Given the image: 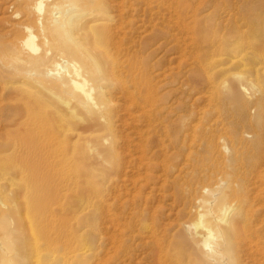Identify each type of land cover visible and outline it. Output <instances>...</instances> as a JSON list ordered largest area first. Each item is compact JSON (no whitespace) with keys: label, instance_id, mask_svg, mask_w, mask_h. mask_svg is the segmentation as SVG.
<instances>
[{"label":"bare ground","instance_id":"1","mask_svg":"<svg viewBox=\"0 0 264 264\" xmlns=\"http://www.w3.org/2000/svg\"><path fill=\"white\" fill-rule=\"evenodd\" d=\"M166 1L168 0H17L15 2V13L23 17L25 33L20 34L17 29H13L11 40L6 43L0 42V118L3 119L5 126H14V137H17V140L40 145L34 144L35 148L30 150L31 153L27 156L15 155L17 152L15 148L12 149L13 151L10 149L0 151V234H2L0 264H135L134 259L139 258L135 256L136 247L126 238L130 234L134 235L131 231L137 228L133 230L130 228V231L127 228L129 222L122 221L123 218H113V215H117L115 208L112 213L107 203L109 200L102 195L103 193L96 192L98 189L94 190V186L87 189L88 197L82 202L80 195L83 192L75 179L64 175L61 159L58 156H51L41 142L79 140L84 139L87 133L109 134L118 110V105L115 110L116 98L113 95L118 96V102L121 101L122 106L127 104L129 109L134 108L140 114L138 117H148L147 121L151 119L157 101L155 97L157 76L156 83L153 82L156 78L154 75L157 73L158 61L155 59L156 68L153 70L148 60V49L154 47L151 51H157L158 33H162L159 32L162 7L167 11L172 10V3L167 4ZM259 3L262 10L259 15L261 17L249 22L250 30L256 35L253 39L257 46H260V39L264 40V0H259ZM168 22L167 26L172 29L170 21ZM34 25L38 28L37 33L33 31ZM217 26L215 29H218ZM201 43L203 44L201 49L204 51L200 57L206 62L211 56L216 55H212L210 49L217 44L214 40L205 39H202ZM216 48L214 49L219 51L217 46ZM238 52L229 57V64H239L248 56L246 53L237 54ZM254 73L258 75V72ZM229 78L230 88L233 90L237 87L242 90L255 89L259 92V100L264 101V83L258 84L248 79L243 71L231 72ZM28 84H33L34 91L24 88L30 86ZM235 99L244 112L249 99L241 95L236 96ZM81 124L83 126L75 127ZM146 125L150 128L143 130L144 132L139 131V128L138 132L141 133L135 130V134H140V140L148 139V133L157 131V126L147 123ZM74 129L76 132L71 133ZM7 131L6 129V133ZM12 134L7 133L2 136ZM156 135L158 134L154 137ZM229 135L232 136L231 132ZM172 136L164 135L162 139H167L175 149ZM188 137L184 138L189 140L191 137L189 139ZM153 139L151 138V141L155 140ZM160 144L158 146L163 155L166 146L164 148ZM234 145L231 149L233 148L235 152V158L227 173L226 187L222 188L221 185L216 191L206 189L210 199L202 200L204 205L197 210L193 219L183 220L182 217L181 220L179 219L182 222L177 220L180 227L177 236L169 237L165 231L164 235H168L169 239L164 243L160 231L161 241L156 235L158 233L155 227L149 226L148 223V225L144 224L143 228L148 230L152 239H149L150 242H144L146 251L142 259L147 264H241L245 256L250 264H264V185L261 187L264 182V129H253V141L250 145L244 144L241 140L237 141L236 146ZM169 147L168 150L172 148ZM149 148L151 149V146ZM187 148L189 149V147L181 149L185 151ZM252 150L255 152L249 156L248 153ZM92 151L93 149L90 148V152ZM216 151H219V148ZM115 153L118 154L117 151ZM161 156L159 158H162ZM215 158L217 160V157ZM223 159L225 158L221 160ZM200 164L202 166L201 162ZM212 175L211 173L210 177ZM184 179L186 181V178ZM179 185L176 186L175 183L174 189L178 191L174 193L180 198L182 186ZM93 191L96 192L95 195H92ZM229 195L233 199L232 202L226 199ZM198 199L195 201L196 204L201 202V199ZM87 205L93 208L92 214L84 210L87 209L85 207ZM183 208L185 211L186 206ZM83 211L86 213L84 214ZM122 213L123 211L120 210L119 214ZM126 215L129 216L125 213ZM185 215L189 214L182 212V216ZM134 219L136 218L133 216V219L129 220ZM103 222L112 226L113 230H118V233L112 230L110 233L106 230L108 227L103 228L101 226ZM133 224L131 222V225ZM126 228L131 232L130 234H125ZM138 232L140 233V229ZM148 235L146 234L147 238H150ZM195 237L199 238L194 240ZM189 241L193 242L200 251L201 263L196 262L194 255L181 256L184 246ZM136 243L138 245V242ZM172 243L180 248L173 247ZM136 264L140 263L136 262Z\"/></svg>","mask_w":264,"mask_h":264},{"label":"rangeland","instance_id":"2","mask_svg":"<svg viewBox=\"0 0 264 264\" xmlns=\"http://www.w3.org/2000/svg\"><path fill=\"white\" fill-rule=\"evenodd\" d=\"M16 1L17 0H0V42L6 43L10 41L13 29H17L20 34L25 33L23 17L15 13ZM169 2L172 3V10L167 11V9L163 7L161 10L159 32L161 31L164 34L158 33L157 51H151L154 47L148 49V60L153 70L156 68L154 64L155 59L158 61L156 68L157 73H154V77L157 76L158 79L157 77L154 78L153 82V84L156 83L155 81L157 79L158 83L155 85V87H157L155 88V97L157 101L153 107L154 113L151 119L147 121L148 117H138L140 114H138L134 108L129 109L127 104L126 106H122L121 104L123 103L121 101L118 102V96L113 95V97L116 98V101H114L116 103L115 110L117 107L118 110H116L117 115L113 120L114 126H112V130L109 134L99 132L92 135L87 133L84 139L79 140H63V142L62 140L60 142L45 140L41 142V145L48 149V153H51V156H58V158L61 159L64 175L71 179H75L79 185V189L83 192V194L80 195L82 197V202L88 197L87 189L94 186V190L98 189L96 192L100 194L103 193L102 195H105L107 200H109L107 203L110 205L112 213H114L115 208L117 215H113V218L119 217L123 218L122 221L129 222L127 227L129 230L130 228L131 230L135 227L137 228L134 229V231L130 230L134 232V235L130 234L131 232L127 228L125 229V234H130L126 238L136 247L135 256L137 258L139 257L138 259L135 258L136 260L134 259L135 264L136 262L147 264V262L142 259L146 251L144 250V242H150L152 239L148 230L143 228L144 224L155 227V231L158 233L156 235L159 236L158 239L161 241L162 237L164 243L168 242L170 235L177 236L180 232L179 222H182L180 221L181 218L183 217V220L186 218L193 219L197 210L204 205L202 200L210 199L206 189L216 191L221 188V185L222 188L226 187V183L228 182L227 173L235 158V152L233 148L231 149V147H233L232 145L235 144L234 146H236L238 140H241L244 144L250 145L253 141V129H264V101L259 100V92L252 88L242 90L237 87V89L233 90L230 88L231 85L229 84V75L231 72L237 71H243L248 79L254 80V82L258 84L264 83V40L260 39V46H257L256 41L253 39V36L256 35H253L254 32L250 30L249 27L251 23L250 20L261 17L259 16L262 11L259 7V0H168L165 3L169 4ZM171 20H173V22H171ZM168 21H170L172 29L167 26L169 23ZM216 26L218 29H215ZM32 28L35 33L38 32L36 25ZM167 32H169V34ZM202 39L206 41L214 40L217 44L216 46L219 48V51H217L216 46L213 45L210 49V53L216 55L211 56L206 62H203L200 57L203 55L202 52L204 51V49H201L203 47L201 43ZM232 47L237 48L231 50L230 48ZM235 52H238L237 54L246 53L248 56L244 57L239 64L231 65L228 63V59L230 56H233ZM210 53H208V55ZM222 69L226 72L224 73ZM254 72H258V75H255ZM28 85L30 86H25L24 88L28 91H34L33 84ZM239 95L249 99V103L247 107H245L244 112L235 99V97ZM252 96L254 98H252ZM124 108L128 109L123 110ZM146 123L148 125L157 126V131H160H155V133L152 131L150 132L152 135L148 133V139L145 140L142 138L140 140L141 137L138 133L150 128ZM81 126L83 125L81 124L75 127L79 128ZM138 128L141 132H138ZM6 129L8 130L7 133L13 134L11 136H2L3 134H7ZM13 129H15L13 125L5 126L3 119L0 118V151L3 149H10V151H13L12 149L15 148V152L17 151L15 155L25 154L27 156L29 155L28 153H31L30 150L35 148V145H40L39 143L17 140V137H14L15 134ZM135 130L138 133L135 134ZM165 131L167 132L165 133ZM74 132H76L75 129L71 133ZM184 132L186 134H184ZM230 132L232 136L229 135ZM67 134L70 133L67 132ZM155 134H158L156 135L158 137L155 136V138ZM168 134L171 136L173 135L172 138L175 149H173V144H170L167 139H162L164 135L168 136ZM185 135L189 136L188 139L191 138L187 140V138H184L187 137ZM212 135L214 136L211 137ZM151 138L155 140L153 139L154 141H151ZM157 140L158 142H156ZM246 140L249 141V143H247ZM149 141L153 143L150 145ZM183 141H186V143ZM195 141L200 142V144L198 142L195 143ZM143 143H146V145ZM140 144H143L144 147ZM159 144L162 145V147L166 146V150L164 149L165 147L163 148L166 152L163 151V153L168 154V156L165 154L162 155V151H160V147L158 146ZM49 145L50 147H48ZM117 146L118 149H116ZM145 146H151V149L148 147L146 150ZM168 146L172 147H169L172 152L170 149L168 150ZM186 147H189V149L187 148L188 151L185 150L187 152L183 151ZM90 148L93 149L92 152H90ZM214 148L217 150L219 148L220 152L216 151ZM190 149L194 154L189 152ZM116 151L118 154L115 153ZM222 152L224 153L222 154ZM254 152L255 151L252 150L248 155L252 156ZM211 155H213V157ZM160 156L162 158H159ZM164 156H166L167 158H165L168 160L163 158ZM215 157H217V160ZM218 157H220V159ZM223 157L225 158L223 159L225 163L221 160ZM221 161L223 162L221 163ZM187 165L189 166L187 167ZM118 169L121 171H118ZM212 169H214V171ZM116 173H120V177ZM211 173L213 177H210ZM184 178H186V181ZM175 179L178 180L176 181ZM179 179L181 180L179 181ZM175 183L176 186L179 184V186H182L180 187L182 193L179 191V193H181L180 198L179 195L174 193L178 191L174 189ZM263 185L264 182L261 187H263ZM105 186L108 188L106 189ZM109 186H114V189ZM201 186L203 187L201 188ZM96 192L93 191L92 195H95ZM222 192L223 191H221V193ZM111 197L114 198L112 199ZM198 198L201 199V202L196 204L195 201ZM226 199L228 202H232L233 200L230 195ZM186 203L187 205H185ZM194 205H196V207H194ZM185 206L187 211H184L183 207ZM85 207H87V209L84 208L86 212H90L91 214L94 212L90 205ZM138 207L139 209H137ZM132 208H135L134 212L136 214L133 212ZM213 209L215 210V208ZM120 210L123 211L122 214H119ZM139 211H141L142 214ZM86 212H84V214ZM182 212H187L189 215H185L186 217L182 216ZM125 213L129 216H125ZM130 214L136 218L133 220L134 224L132 220H129L131 218L133 219V216ZM137 218H139V220H137ZM146 220L147 222H145ZM177 220H179V222H177ZM150 221L153 222L150 223ZM131 222L133 225H131ZM157 222H159L160 225ZM169 225L171 227H169ZM101 226L103 228L108 227L105 229L109 232L112 230L118 233V230H113L112 226H109V224L107 225L103 222ZM156 228L157 230L159 229L158 232ZM105 229H103V231H105ZM139 229L140 233L138 232ZM171 229H173V231H171ZM159 231L163 234L162 236ZM141 232L144 233L141 234ZM164 232L167 233L169 237L168 235H164ZM146 234H149L148 236L150 238H147ZM1 235L2 234H0V236ZM163 236H167V238ZM198 238L199 237H195L194 240ZM136 242H138V245H136ZM164 243L163 245L168 246ZM138 246L139 248H137ZM172 246L180 248V246L175 243H172ZM140 252L142 254H140ZM184 254L196 256V262L201 263L199 258L200 251L193 242L189 241L188 244L184 246L181 256H184ZM248 263L249 261L246 256L243 257L241 264Z\"/></svg>","mask_w":264,"mask_h":264}]
</instances>
